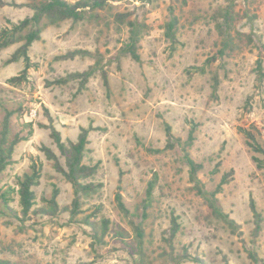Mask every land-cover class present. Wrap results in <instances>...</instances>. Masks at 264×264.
<instances>
[{"label":"rangeland","instance_id":"obj_1","mask_svg":"<svg viewBox=\"0 0 264 264\" xmlns=\"http://www.w3.org/2000/svg\"><path fill=\"white\" fill-rule=\"evenodd\" d=\"M29 1L3 0L0 29L30 16ZM144 1L150 30L141 41L142 61L126 56L117 62L113 56L127 40L128 30L117 29L115 14L132 11ZM222 3L121 0L83 21L51 25L33 44L32 67L20 83L9 81L25 67L23 59L9 62L19 45L0 48V140L6 147L14 144L0 185L9 191V206L19 217L0 203V264H173L165 239L172 216L180 223L176 253L189 251L205 264H254L249 255L254 249L264 264V168L253 160L254 155L264 159V153L253 152L242 132L253 124L264 126V79L257 71L258 50L252 44L223 61L208 63L220 40L211 18ZM170 8L179 18L175 46L165 35ZM237 9L243 17L239 29L264 42V0H240ZM77 48L100 51L108 88L99 72L84 86L78 80L57 83L96 62L89 56L58 58ZM216 72L220 85L214 93ZM32 108L37 110L35 118L29 116ZM51 119L64 141L76 140L82 127H93L85 161L98 165L89 181L101 182L103 188L82 197L81 212L73 219L66 212L57 217L34 215L22 222L16 182L17 177L32 172L34 162L41 169L34 187L35 208L46 207L56 188L61 205H70L74 198L71 183L42 149L47 146L59 154L47 127ZM166 125L183 141L195 130L189 152L203 164L199 177L208 190L229 174L230 181L218 198L241 226L236 232L212 215L194 189L182 147H166ZM259 140L264 148V136ZM150 181H155V187L148 217L134 218L145 233L140 245L134 226L117 207L116 194H123L134 214H142L139 208ZM252 199L262 216L256 239ZM87 218L100 225L108 220L101 239L95 238ZM141 248L143 259L138 254ZM181 264L199 263L186 260Z\"/></svg>","mask_w":264,"mask_h":264},{"label":"trees","instance_id":"obj_2","mask_svg":"<svg viewBox=\"0 0 264 264\" xmlns=\"http://www.w3.org/2000/svg\"><path fill=\"white\" fill-rule=\"evenodd\" d=\"M121 0H31L27 5L33 10L30 16L25 17L18 23H12L9 27L0 29V48H7L13 45H19L12 54L9 62L19 61L21 59L25 62V67L20 76H14L9 79L11 82L20 83L27 79L29 68L32 67V60L30 51L33 44L42 38V34L49 26L60 25L62 22L72 20L73 22L83 21L90 16H93L95 11H101L106 9L113 2ZM240 0H223L221 6L216 8L212 14V23L219 35L218 48L214 55L208 59V63L223 61L226 57H229L234 51L241 47H248L253 45L258 50V58L256 60V68L261 79H264V42L262 40L255 39L252 35L242 32L239 29V22L243 19L240 14V10L237 9ZM4 4L3 0H0V6ZM248 11L244 17L248 16ZM147 2H143L141 6H136L134 10L127 12H117L115 14L114 21L116 27L121 31L124 27L128 30L127 40L122 47L117 51L113 58L119 62L121 58L129 56L137 62L142 61L140 53L141 41L150 30L147 18ZM170 19L166 22L165 35L168 40L175 46L178 43V27L179 18L175 14L174 9L170 8ZM77 56H89L96 58V62L92 64L87 70L83 72H72L67 75L66 78L57 80V83L63 84L71 80H78L82 86H84L89 79L99 72L104 80L105 86L109 87L108 73L101 66L103 61L102 54L99 50L93 52L89 49L77 48L69 50L63 55L58 56L61 59H74ZM203 70V69H202ZM213 92L217 93L220 85V78L218 73H214L212 76ZM8 121L5 122L4 136L7 133ZM50 128V135L54 140L59 154H57L52 148L43 146V151L47 157L53 161L55 169L61 173L64 178L71 183L74 191V198L70 205H61L58 201L59 189H54L52 198L49 200L46 207L35 208L36 194L34 187L39 184L41 177V169L37 162L32 164V172L26 173L22 177H17L19 195V206L23 218L22 222H26L34 215L44 217L42 215H50L57 217L62 213H70L71 218L77 217L81 212L82 197L99 192L103 188V183L89 181L97 173L98 165L88 164L85 161L86 153L88 151V145L90 143V132L93 130L92 126L82 127L76 140L64 141L61 132L56 128L52 119L51 123L47 126ZM167 135V148H174L176 145L182 147L184 151V159L189 166L190 180L193 183V187L196 192L205 199L209 206L211 213L214 217L220 219L226 223L229 228L236 232L240 229V225L235 219L231 218L228 213L224 211L221 206L218 194L222 192L223 186L227 184L229 174H226L221 182L214 190H208L199 177L200 171L203 169V164L197 162L191 153L189 147L195 140V130L192 129L188 135V138L183 141L182 138L176 137L172 132V127L166 125ZM246 138V143L253 152L264 153V148L259 140V137L264 136V126L261 127L257 124L251 125L250 128L242 130ZM4 140H0V176L10 164L13 152L14 144L6 147ZM61 158L64 161H61ZM253 160L257 163L259 168H264V159L254 155ZM233 172V171H232ZM231 172V173H232ZM232 175V174H230ZM1 183V181H0ZM155 187V181H150L147 188V197L143 200L142 207L139 208L143 211L142 214H134L127 206L123 194L118 191L116 194V204L120 212L129 219L130 223L134 226L137 239L140 245L144 243L145 233L143 228L136 224L135 217L142 215V217H148V208L151 206V200L153 196V190ZM120 189V188H119ZM11 197L8 190H3L0 185V203L7 205V208L12 212L14 216L18 217V212L11 206H9ZM252 213L254 215L255 227L253 229L254 238H258L262 229V216L259 212L255 201L252 199L250 204ZM99 211V210H98ZM19 218V217H18ZM86 223L91 226L96 239H101L108 230V220H103L100 225L99 222L90 218L86 219ZM180 230V223L176 216H172L171 226L168 231V236L165 238L169 247L172 249L168 253L169 259L173 264H181L186 260H194L199 264H205L204 261L193 256L189 251L183 253H176L174 241ZM253 239V240H255ZM142 259L144 257L143 248L138 253ZM249 255L254 264H260L261 259L254 249L249 250ZM3 264V263H2ZM4 264H11L5 262Z\"/></svg>","mask_w":264,"mask_h":264},{"label":"built area","instance_id":"obj_3","mask_svg":"<svg viewBox=\"0 0 264 264\" xmlns=\"http://www.w3.org/2000/svg\"><path fill=\"white\" fill-rule=\"evenodd\" d=\"M36 115H37V110L34 109V108H32V109L30 110L29 116L32 117V118H35Z\"/></svg>","mask_w":264,"mask_h":264}]
</instances>
